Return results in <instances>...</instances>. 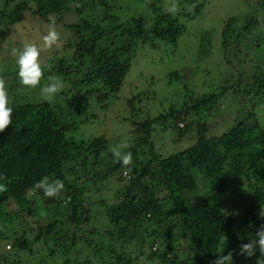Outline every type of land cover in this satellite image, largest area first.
Wrapping results in <instances>:
<instances>
[{"label": "trees", "instance_id": "16d2710c", "mask_svg": "<svg viewBox=\"0 0 264 264\" xmlns=\"http://www.w3.org/2000/svg\"><path fill=\"white\" fill-rule=\"evenodd\" d=\"M108 2L6 0L0 11V17L10 25L24 22L27 15L35 16L48 24L54 23L55 26L63 22L64 13L73 12L78 16L77 23L63 24L74 40L65 47L71 55L69 58L55 57L52 73L42 74L41 79L55 76L63 82L69 81L74 89L81 90L83 94L78 98L72 97L65 103L63 96L66 94L59 93L57 97L60 99L39 104L29 101L33 93H39L38 88L36 91L29 90L28 96L16 93L9 96L13 107L12 125L0 133V184L5 186V190L0 191V214L3 206L9 208L6 215L11 226L0 227V246L3 241H9L13 251L5 253L1 262L9 264L10 258L26 249L32 252V248H28L30 240H26V230L21 229L20 234L15 229L14 221L17 215L22 217L23 222L26 221L25 216L35 217L37 211L32 209L31 204L36 203L38 206L41 202L48 211L55 212V217H65L69 223L66 226L74 229L72 233L71 229L65 232L64 222L52 219L36 230L28 229L29 232H38L34 241L44 240L46 243L49 238L54 240L58 251L63 254L61 264L96 263L92 259L80 262L71 253L78 247L76 236L82 218L88 221L84 209L86 190L82 184L78 185V181L84 179V184L90 181L97 184L108 178L110 174L107 173L110 172L118 173L121 178L129 177L130 182L121 192L119 208L114 207L109 214L114 228L102 233L92 232L99 235L100 243L93 244L89 237L85 239V246L93 248L92 254L100 263L105 257L110 261L115 247L119 245L126 248L138 245L142 249L141 260L149 264H214L223 246H237L241 241L250 242V239L255 238L257 229L264 225V128L253 112L259 102L264 100V75H256L246 85L243 95H251L252 111L246 120L237 123L231 131L219 137H207V128L197 125V142L166 157L158 156L150 141L154 125L162 122L166 126L169 120L173 123L171 127L174 131L179 133L180 141L193 126L191 122L185 129L177 127L178 123L183 122L181 117L184 113L197 117L203 110H210L231 90L234 96H238L240 93L233 86L222 87L219 93L204 94L185 110L172 108L166 115L161 114L154 120L137 123L134 132L139 135L140 144L137 143L136 147L141 148V155H144V148H149L147 159L139 166V158L136 157L139 150L135 149L132 151L130 165L122 166L121 163L113 162V169H107L105 177H98L100 160L109 149L107 142L103 137L92 136L84 141L75 140L72 134L79 129L80 119L70 114L78 109L87 112L95 96L102 107H106L110 99L116 100L139 46L153 49L156 42L175 46L186 31L185 25L179 23L172 13L158 15L151 28H148L142 17L133 18L128 24H120L111 15V5ZM205 2L206 0L191 1L195 15L204 9ZM245 2L249 4L248 0ZM248 4H245V11L249 10ZM260 6L264 7V0ZM98 8L103 10L104 18H87L88 13H94ZM50 17H54V20L51 21ZM239 20L236 17L229 19V24L222 30L223 48L230 46L229 41L233 37L237 42L244 37L249 38L260 26L255 20L246 18L243 34L233 29L232 22ZM114 39H121L124 44L111 51L114 41L110 40ZM253 42V49H264V37L259 36ZM254 55L256 58L263 56L256 51ZM25 100V103H21ZM132 101L129 100L131 108ZM251 119L254 125L249 126L248 121ZM129 168L131 171H128ZM44 176H48L50 180L63 181L64 191L58 197L45 198L41 190L33 188ZM159 188L167 191L165 198L155 196V190ZM231 188L236 191L246 188L249 191L248 200L256 208L255 214L238 217L223 210L217 196ZM62 204L66 206L63 207ZM166 207L173 216H165ZM23 222L20 226H25ZM177 231L182 232L184 237H189L193 243L186 260L179 259L174 248ZM64 232L68 237L66 239L72 240L67 247H60L64 244L61 237ZM104 233L107 241L101 239ZM259 255L257 251L256 256L247 258V264H255ZM234 260L233 264H237ZM110 262L104 264H132L131 259L124 257H116L115 261Z\"/></svg>", "mask_w": 264, "mask_h": 264}, {"label": "rangeland", "instance_id": "374dc122", "mask_svg": "<svg viewBox=\"0 0 264 264\" xmlns=\"http://www.w3.org/2000/svg\"><path fill=\"white\" fill-rule=\"evenodd\" d=\"M108 1L111 5V15L116 17L120 24H128L133 18L142 17L146 20L148 28H151L158 15L172 13L179 20V23L185 25L186 31L178 39L175 46L164 42H156V47L153 49L149 46H139L134 53L129 73L116 100L112 98L106 107H102L101 104L97 103L95 96L87 112L78 109L70 114L80 119L79 129L72 134L75 140L84 141L92 136L103 137L107 142L109 149L100 160L101 166L100 169H97L99 171L98 177H105L107 169H113V149L122 153L131 152L132 154L133 150H139L138 155L136 154V157L139 158L137 163L139 166L147 159L149 148H144V155H141V148L136 147L137 143L140 142L139 135L134 132L137 123L154 120L161 114L166 115L172 108L185 110L204 94L218 92L220 88L230 86L236 87L240 93L238 96H234L233 90H231L220 98L210 110L209 108L203 110L197 117H191V115L184 113L181 117L183 122L178 123L177 127L185 129L186 125H190L191 122H193V126L180 141L179 133L171 127L173 126L171 120L166 124L168 127L164 126L162 122L155 124L150 141L153 143L154 151L158 156L166 157L193 146L197 142L199 133L196 129L197 125H203L207 128V137H219L231 131L237 123L248 118L252 111L251 95H243V92L246 85L250 84L256 75H264V49L260 51L253 49L255 44L253 40L259 36L264 37V7L260 8L263 0H248L249 4L245 2L247 0H206L204 9L198 15L194 14L190 5L192 0ZM5 3L6 0H0V11L3 10ZM245 4L249 5L247 11H245ZM170 8H174V11H168ZM102 11L101 8H98L96 12L88 13L87 18L94 17L101 20L105 17ZM244 16L247 20H255L259 23V28L255 29L249 38L244 37L239 42L235 37L231 38L230 46L223 48L221 32L226 24H229V19H234V17L237 20L240 19L238 22H232L233 29L244 34L243 29L247 21L243 18ZM49 19L53 21L54 17ZM62 19L63 22L55 26L59 34L58 43L52 48H44L42 38L47 34L50 24L40 21L35 16L27 15L24 22L10 25L0 17V78L2 77L5 81L9 96L15 93L22 96L29 95V90H22L18 82L14 49L21 50L27 44H36L40 47V61L44 75L52 73L55 57L61 59L67 56L69 58L71 52L66 51L65 47L74 40L72 34L64 28L63 24L77 23L79 17L73 12H69L64 13ZM110 41H114L111 51L119 49L124 44L121 39ZM103 45L108 46L107 44ZM255 51L263 56L259 55L260 58H256ZM53 78L56 77L41 79V83L47 84ZM73 86L65 80L64 87L60 92L66 94L63 96L65 103L72 97L78 98L83 95L81 90L74 89ZM38 89H34V91ZM31 97L32 99L29 101L38 104L44 103L39 98L38 92L33 93ZM131 99L133 100V108L129 106ZM10 101L12 102V100ZM25 102L26 100L21 103ZM253 112L258 123H261L264 128V100L259 102ZM248 125H254V121L249 120ZM125 144L127 145L126 148L119 147ZM107 174H110L109 177L97 184L91 181L84 184V179L78 181V185L82 184L86 190L84 209H86L85 215L88 221L82 218L79 224V233L76 236V246L78 247L71 253L76 255L80 262L92 259L96 262L94 264L111 263L110 261H115L116 257L131 259L132 264H149L141 260L142 249L137 247L138 245H130L127 248L119 245L115 247L114 254L110 256L111 260L108 261V257H105L101 263L99 259L93 256V248L85 246V239L88 237L93 241V244L100 243L99 235L93 234V231L102 233L114 228L109 214L114 207L119 208L118 205L122 201L121 192L130 182L129 177L121 178L118 173L111 174L109 172ZM155 193L159 199L167 196V191H164L163 188L155 190ZM217 197L223 210L228 213L238 217L256 213V208L248 200L249 191L246 188H240L239 191L234 188L227 189ZM31 205L32 209L37 211L35 217L25 216L26 221L23 222L22 217L19 218L17 215L14 224H16L15 229L20 234L22 233L21 229L26 230V240L33 241H29L28 245V248H32V252L27 249L20 252L14 258H10L9 264H61L63 254L58 251L56 242L50 240L51 238L46 243L44 240L43 242H36L34 239L38 236V232H29L28 229L36 230L37 227L46 225L52 219L64 222L65 232L71 229L70 232L72 233L74 228L66 226L69 223L62 215L55 217V212L48 211L45 204L40 202L38 206L36 203ZM62 206L65 207L66 205L62 204ZM167 207L165 216H173ZM50 209L53 211V208ZM8 210V207L3 206L2 214H0V227L11 226L6 215ZM22 222L25 226H20ZM163 229L164 227L159 230L162 231ZM65 232L61 234L64 244L60 247H67L71 243L72 238L66 239L68 237L65 236ZM175 233L177 234L174 243L176 254L179 259L186 260L193 243L189 237H184L182 232L177 231ZM101 239L107 241L108 238L105 237V233ZM162 242L164 243V241ZM247 243L241 241L237 246H223V253L232 252L233 259H235L234 263L247 264V258L239 254L241 245ZM11 251H13L12 243L3 241L0 246V264H4L1 262L2 256Z\"/></svg>", "mask_w": 264, "mask_h": 264}, {"label": "clouds", "instance_id": "9594fccd", "mask_svg": "<svg viewBox=\"0 0 264 264\" xmlns=\"http://www.w3.org/2000/svg\"><path fill=\"white\" fill-rule=\"evenodd\" d=\"M174 11V8L168 9ZM44 48H52L59 41V34L55 29V25L50 24L46 35L43 36ZM16 56L17 78L22 90H34L39 88V98L48 103H52L57 99L58 94L64 87V82L59 78H53L47 84L41 83L42 67H41V49L36 44H27L21 50L14 49ZM13 107L4 79L0 78V133L12 125ZM121 148H126L127 145H120ZM113 162L121 163L122 166H128L132 162V153H122L117 149L112 150ZM128 171H131L129 168ZM64 183L60 179L50 180L48 176L42 177L37 181L33 188L41 190L45 198L58 197L64 191ZM5 186L0 184V191H4ZM156 248V247H154ZM259 251V256L256 257L255 264H264V225H261L255 233V238L250 239V243L242 244L239 254L246 258L256 256ZM214 264H233V253L223 254V247Z\"/></svg>", "mask_w": 264, "mask_h": 264}, {"label": "built area", "instance_id": "2783aa9c", "mask_svg": "<svg viewBox=\"0 0 264 264\" xmlns=\"http://www.w3.org/2000/svg\"><path fill=\"white\" fill-rule=\"evenodd\" d=\"M9 248V247H8Z\"/></svg>", "mask_w": 264, "mask_h": 264}]
</instances>
